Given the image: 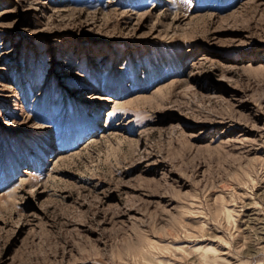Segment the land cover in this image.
<instances>
[{"label":"rangeland","instance_id":"374dc122","mask_svg":"<svg viewBox=\"0 0 264 264\" xmlns=\"http://www.w3.org/2000/svg\"><path fill=\"white\" fill-rule=\"evenodd\" d=\"M0 264H264V0H0Z\"/></svg>","mask_w":264,"mask_h":264},{"label":"bare ground","instance_id":"6f19581e","mask_svg":"<svg viewBox=\"0 0 264 264\" xmlns=\"http://www.w3.org/2000/svg\"><path fill=\"white\" fill-rule=\"evenodd\" d=\"M107 99H110L109 97Z\"/></svg>","mask_w":264,"mask_h":264}]
</instances>
